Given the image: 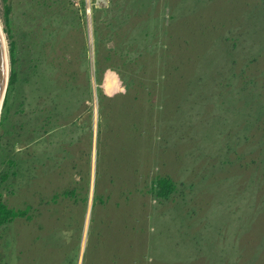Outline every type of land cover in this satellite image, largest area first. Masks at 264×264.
Wrapping results in <instances>:
<instances>
[{
    "label": "rangeland",
    "instance_id": "1",
    "mask_svg": "<svg viewBox=\"0 0 264 264\" xmlns=\"http://www.w3.org/2000/svg\"><path fill=\"white\" fill-rule=\"evenodd\" d=\"M0 28V264H264L261 0H0Z\"/></svg>",
    "mask_w": 264,
    "mask_h": 264
},
{
    "label": "trees",
    "instance_id": "2",
    "mask_svg": "<svg viewBox=\"0 0 264 264\" xmlns=\"http://www.w3.org/2000/svg\"><path fill=\"white\" fill-rule=\"evenodd\" d=\"M261 2L262 4H264V0H261ZM99 71H100L99 69L98 71H96L97 82H99ZM243 71H245L246 73V70H243ZM14 78H15V75L12 71L10 75V79H9V89L8 90H10L11 86L14 84ZM112 79H114V81L116 80L114 76H112ZM100 94H101V91H100ZM7 97L8 96H6L4 105H3V112L0 118V127L3 121V113H4L5 106H6ZM176 187H177V184L175 183V181H173V179L170 176H160L159 175L149 180L146 191L148 194H151L153 197H155L158 200H168L172 196L173 192H175ZM67 195L74 197L75 189H73L71 192H68ZM0 211L2 212L0 214V223H3V222L5 223L7 222V220L14 219L17 216H21L24 214L23 212H15L13 210L7 211L5 210L3 206L0 207Z\"/></svg>",
    "mask_w": 264,
    "mask_h": 264
},
{
    "label": "water",
    "instance_id": "3",
    "mask_svg": "<svg viewBox=\"0 0 264 264\" xmlns=\"http://www.w3.org/2000/svg\"><path fill=\"white\" fill-rule=\"evenodd\" d=\"M8 63L6 58V47L2 37V31L0 28V118L2 114V108L4 105L6 90L8 86Z\"/></svg>",
    "mask_w": 264,
    "mask_h": 264
},
{
    "label": "bare ground",
    "instance_id": "4",
    "mask_svg": "<svg viewBox=\"0 0 264 264\" xmlns=\"http://www.w3.org/2000/svg\"><path fill=\"white\" fill-rule=\"evenodd\" d=\"M65 72V71H64ZM94 110V109H93Z\"/></svg>",
    "mask_w": 264,
    "mask_h": 264
}]
</instances>
